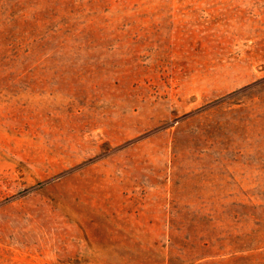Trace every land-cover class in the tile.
Listing matches in <instances>:
<instances>
[{
    "label": "rangeland",
    "instance_id": "1",
    "mask_svg": "<svg viewBox=\"0 0 264 264\" xmlns=\"http://www.w3.org/2000/svg\"><path fill=\"white\" fill-rule=\"evenodd\" d=\"M0 264H264V0H0Z\"/></svg>",
    "mask_w": 264,
    "mask_h": 264
}]
</instances>
